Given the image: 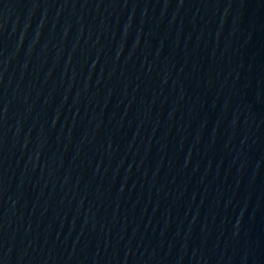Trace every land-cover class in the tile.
I'll return each mask as SVG.
<instances>
[{"label": "water", "instance_id": "obj_1", "mask_svg": "<svg viewBox=\"0 0 264 264\" xmlns=\"http://www.w3.org/2000/svg\"><path fill=\"white\" fill-rule=\"evenodd\" d=\"M0 264H264V0H0Z\"/></svg>", "mask_w": 264, "mask_h": 264}]
</instances>
